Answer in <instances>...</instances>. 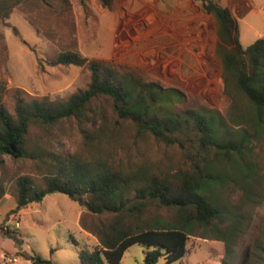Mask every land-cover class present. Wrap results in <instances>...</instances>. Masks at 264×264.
Segmentation results:
<instances>
[{
    "label": "rangeland",
    "instance_id": "1",
    "mask_svg": "<svg viewBox=\"0 0 264 264\" xmlns=\"http://www.w3.org/2000/svg\"><path fill=\"white\" fill-rule=\"evenodd\" d=\"M66 1L18 0L12 2L18 3L10 12L0 13V105L14 115L16 90L31 101L44 96L65 100L85 89L90 82L86 67L49 65L62 52L77 51L110 63L120 74L130 73L144 83L177 90L182 98L173 114L214 117L220 139H237L242 130L247 131L244 161L253 171L246 177L234 175L227 156L215 155L213 149L202 153L216 174L234 177L215 190L231 211L227 209L217 223L228 243L198 226L188 237L186 254L172 264H264V130L255 134L246 125L247 101L241 95L223 91L222 67L214 51L218 39L213 16H205L215 36L209 38L197 25L190 32L178 30L180 23H190L193 14L192 9H180L197 4L194 0H114L108 10L99 0ZM216 1L229 10L243 50L263 37L264 0ZM170 11L185 20L178 22L171 38L164 36L156 18ZM228 49L235 50L236 44ZM165 103L160 99L158 104ZM180 139L187 149L157 142L150 132L119 119L107 97L93 99L79 117L53 126L32 122L26 135L28 156L18 160L3 156L0 164V264H81L79 251L97 245L96 237L81 224L92 227L109 218L87 213L60 193L46 195L34 207L15 213L18 178L28 177L41 185L53 170L55 158L67 155L107 162L126 174L172 177L194 166V150L185 138ZM236 154L229 152L232 159ZM145 212V219L167 221L174 214L152 203ZM146 250L142 244L132 245L120 264H144ZM156 264L165 263L160 259Z\"/></svg>",
    "mask_w": 264,
    "mask_h": 264
},
{
    "label": "trees",
    "instance_id": "2",
    "mask_svg": "<svg viewBox=\"0 0 264 264\" xmlns=\"http://www.w3.org/2000/svg\"><path fill=\"white\" fill-rule=\"evenodd\" d=\"M15 1L18 0H0V13L10 12L18 3H12ZM99 1L103 9L108 10L114 0ZM194 1L204 13L212 15L216 23L215 53L222 67L224 93L241 95L247 101L243 115L245 123L255 134H261L264 130V33L243 50L238 44L235 22L229 10L216 0ZM233 44L236 49H228ZM49 65L86 67L90 82L85 89H78L65 100H50L44 96L26 101L21 91L16 90L14 115L0 105V164L3 156L13 160L28 156L26 135L32 122L53 126L63 119L79 117L93 99L107 97L119 119L150 132L157 142L187 149L180 137L185 138L194 150V166L172 177L142 176L123 173L107 162H91L77 155L58 156L53 170L41 185L28 177L16 180L15 213L34 207L46 195L60 193L78 202L91 215H109L92 227L81 224L97 239L93 250L79 251L81 264H120L125 251L134 244L147 247L144 264H156L160 259L172 264L186 254L188 237L198 226L212 232L214 239L228 243L217 223L231 211L215 190L223 187L227 178L233 181L234 177L216 174L202 153L213 149L215 155L227 156L234 175L246 177L253 171L244 161L247 131L242 130L244 133L237 139H220L214 117L198 113L173 114L174 105L182 98L177 90L144 83L130 73L120 74L110 63L91 59L77 51H64ZM160 99L166 103L158 104ZM231 150L237 152V158H230ZM151 203L170 209L173 218L170 221L145 219L146 207Z\"/></svg>",
    "mask_w": 264,
    "mask_h": 264
},
{
    "label": "crops",
    "instance_id": "3",
    "mask_svg": "<svg viewBox=\"0 0 264 264\" xmlns=\"http://www.w3.org/2000/svg\"><path fill=\"white\" fill-rule=\"evenodd\" d=\"M186 9H192L193 14L192 16H190L188 19H190V23L189 22H185L183 24L180 23V25L178 26V30H181L182 33L185 32H190V30H193V28L198 26L202 29V31L207 32L208 37L209 38H215L214 35H211L213 32L211 31V26L209 24V22L206 20L205 16H207L208 14L204 13L195 3H188V5L180 10H186ZM173 11V10H172ZM170 11L169 13H158V15H156V18L158 19V27L160 30H162V32H164L163 34H165L164 36L167 37H172L174 35L173 32L177 31V24L179 21H185L184 17H182L181 19H179L176 16H173L171 14ZM174 13V12H172ZM182 25V26H181ZM216 32V27L214 30V33ZM216 35V34H215ZM210 44V40L208 41V49L209 47H211ZM215 51V50H214ZM181 54V53H180Z\"/></svg>",
    "mask_w": 264,
    "mask_h": 264
},
{
    "label": "water",
    "instance_id": "4",
    "mask_svg": "<svg viewBox=\"0 0 264 264\" xmlns=\"http://www.w3.org/2000/svg\"><path fill=\"white\" fill-rule=\"evenodd\" d=\"M34 264H37V263H34Z\"/></svg>",
    "mask_w": 264,
    "mask_h": 264
}]
</instances>
